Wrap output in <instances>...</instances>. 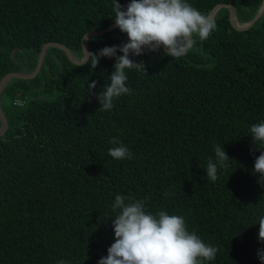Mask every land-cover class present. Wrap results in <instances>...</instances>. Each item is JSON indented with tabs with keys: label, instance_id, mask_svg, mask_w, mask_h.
Here are the masks:
<instances>
[{
	"label": "trees",
	"instance_id": "1",
	"mask_svg": "<svg viewBox=\"0 0 264 264\" xmlns=\"http://www.w3.org/2000/svg\"><path fill=\"white\" fill-rule=\"evenodd\" d=\"M191 2L204 13L233 4L247 22L264 0ZM113 15V0H0V79L32 73L48 42L82 58L86 33L116 23ZM214 17L218 28L207 40L196 37L185 56L163 47L133 55L146 70H127L133 92L111 110L100 108L98 94L114 57L92 67L50 46L37 76L9 81L0 97L9 120L0 136V264H98L115 240L118 193L146 198L150 211L184 215L219 248L205 264H264V183L253 171L264 149L250 134L264 119V13L247 29L232 24L226 6ZM125 34L117 27L91 36V52L121 44ZM113 136L133 158L109 155ZM216 143L232 166L213 182L205 168Z\"/></svg>",
	"mask_w": 264,
	"mask_h": 264
},
{
	"label": "clouds",
	"instance_id": "2",
	"mask_svg": "<svg viewBox=\"0 0 264 264\" xmlns=\"http://www.w3.org/2000/svg\"><path fill=\"white\" fill-rule=\"evenodd\" d=\"M113 8L116 25L129 39L123 44L106 45L98 52H88L84 47L86 59L81 63L87 64L90 60L91 66L96 67L102 57L115 58L114 70L108 78L110 83L103 85L98 94L100 108L105 111L113 109L122 95L133 92L127 83V70L141 67L146 70L145 64L134 60L133 55L163 47L167 55L180 58L188 54L196 37L207 40L218 28L217 19L195 7L191 0H128L126 5L121 0H113ZM97 83L91 81L88 92L94 91ZM250 134L255 145L264 149V119L250 126ZM110 143L108 152L113 158H133V151L119 137L113 136ZM214 153L205 168L208 179L213 182L217 181L220 170L232 166L224 144L216 143ZM253 171L264 183V151L256 158ZM149 207L146 198L116 194L111 205L116 213L111 216L115 240L98 264H205L216 258L218 246L190 230L184 215L167 210L153 212ZM258 222L259 239L264 242V216ZM258 257L264 262V248L258 250ZM56 264H72V261L58 259Z\"/></svg>",
	"mask_w": 264,
	"mask_h": 264
},
{
	"label": "water",
	"instance_id": "3",
	"mask_svg": "<svg viewBox=\"0 0 264 264\" xmlns=\"http://www.w3.org/2000/svg\"><path fill=\"white\" fill-rule=\"evenodd\" d=\"M224 6H226V7L229 8L231 22L238 29H247V28L251 27L256 22V20L261 15H263V13H264V2H263V4H262L261 8L259 9L258 13L250 21H248L246 23H242L241 21L238 20V17H237V14H236V8H235V6L233 4H218V5H216L212 9V11L210 12V14L214 17L216 15V13L218 12V10L221 7H224ZM117 27L118 26L116 25V23H114L111 26H109V27H107V28H105L103 30L88 32L87 33V37L85 39L83 38V51H84V55H83V57L81 59H78L73 54V52L65 44H63V43H59V42H48V43H46L43 46V49H42V51L40 53L37 66H36L35 70L32 73L11 72V73L6 74L2 79H0V97H1V94L3 93L5 87L7 86V84L9 83V81L12 78L29 79V78H33V77L37 76V74L40 72V70H41V68L43 66V62H44L45 55H46V52H47V48L48 47H50V46H57V47L63 48L64 50H66L69 58L74 63L81 64L86 59L85 48H86V50L88 52H91V49H90L89 44H88V39L91 36H93V35L104 34V33L108 32V31H110V30H112L114 28H117ZM128 39H129V37H128V34L126 33L125 36L123 37L122 41H121V44L127 42ZM14 53H15V51H13L12 54L14 55ZM0 120H1L0 136H2V135L5 134V132L9 128V120H8L6 114H5V112H4V110H3L2 106H1V101H0Z\"/></svg>",
	"mask_w": 264,
	"mask_h": 264
},
{
	"label": "bare ground",
	"instance_id": "4",
	"mask_svg": "<svg viewBox=\"0 0 264 264\" xmlns=\"http://www.w3.org/2000/svg\"><path fill=\"white\" fill-rule=\"evenodd\" d=\"M248 22V21H247ZM242 23H246V22H242ZM78 59H81V58H78ZM13 79V78H12ZM2 95V94H1ZM16 100H20L21 102H22V104H18V105H24L25 104V101L24 100H22V99H16ZM0 101H1V99H0ZM2 106V105H1ZM3 108V107H2Z\"/></svg>",
	"mask_w": 264,
	"mask_h": 264
},
{
	"label": "built area",
	"instance_id": "5",
	"mask_svg": "<svg viewBox=\"0 0 264 264\" xmlns=\"http://www.w3.org/2000/svg\"><path fill=\"white\" fill-rule=\"evenodd\" d=\"M15 103L22 104V102L20 100H16Z\"/></svg>",
	"mask_w": 264,
	"mask_h": 264
},
{
	"label": "rangeland",
	"instance_id": "6",
	"mask_svg": "<svg viewBox=\"0 0 264 264\" xmlns=\"http://www.w3.org/2000/svg\"><path fill=\"white\" fill-rule=\"evenodd\" d=\"M8 99H11V96H8ZM16 100V99H15ZM17 104V103H16ZM18 105V104H17ZM19 106V105H18Z\"/></svg>",
	"mask_w": 264,
	"mask_h": 264
}]
</instances>
